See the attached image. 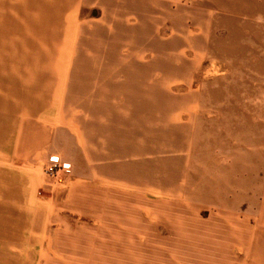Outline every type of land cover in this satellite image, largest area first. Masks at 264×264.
<instances>
[{"label":"rangeland","instance_id":"obj_1","mask_svg":"<svg viewBox=\"0 0 264 264\" xmlns=\"http://www.w3.org/2000/svg\"><path fill=\"white\" fill-rule=\"evenodd\" d=\"M0 2H16L10 51L30 54L33 67L52 65L39 57L46 45L67 52L74 41L78 53L64 76L68 100L58 93L41 113L50 135L14 180L22 210L38 213L15 264H264V0ZM40 78L28 79L34 93ZM109 83L143 89L142 137L160 140L129 158L136 186L121 181L117 143L88 139L101 126L89 94ZM17 147L1 145L0 160L14 161ZM87 153L114 185L90 173Z\"/></svg>","mask_w":264,"mask_h":264},{"label":"crops","instance_id":"obj_2","mask_svg":"<svg viewBox=\"0 0 264 264\" xmlns=\"http://www.w3.org/2000/svg\"><path fill=\"white\" fill-rule=\"evenodd\" d=\"M15 10L16 2H9L8 4L0 2V12H7L9 15V18L5 21L0 18V146H5L11 140L18 143L14 161L9 159L0 160V202L1 198H6L7 202L12 203L11 205L7 203L0 204V264L17 263L18 257L23 253L21 250L23 238H26L27 232L32 233L38 228V213L28 217L27 215L30 212L22 210V199L17 187L13 186L14 180L17 176L27 172L25 165L20 164L22 163L21 161L27 158L30 151L37 149L47 141L50 134L45 128V123L42 122L41 113L45 108L54 105V101L58 99V93H61V97H59L61 100H68L69 90L68 84H66L68 81L66 82L64 76L74 75L77 69L76 58L78 57L74 41V47L67 52L50 49L48 45L43 46L39 57H42V59L51 58V66H48L49 61L46 62V65L41 61L37 65L39 67H33L32 59L29 60L30 54L27 53L26 55L10 51L15 39V31L12 29L14 20H11V15L15 13ZM118 15L120 16L119 13ZM53 46L54 48L59 47L58 40L53 43ZM69 64H72V66L69 67ZM114 73L116 72H114L113 68H109L104 74ZM33 74L41 76L40 80L36 82L38 91L35 93L32 92L34 83L28 80ZM48 76H52V78ZM59 80L62 81L60 88L58 87ZM142 91L143 89L138 88H119L109 83L105 85L99 84L98 88L89 94V106L91 108L96 107L95 113H93V110L90 111V117L93 119L94 114L96 117L98 116L101 119V126L96 127V129L91 126L88 139L97 148L102 147L105 150H107L108 144L112 148L115 147L114 144H118L116 146H118L119 154L123 156L121 157L122 162L124 160L126 162L123 164V175H121V181L124 186H136L139 183V181L136 182L138 180L137 177L129 175L130 171L134 170V165H131V168L129 166V158L140 156L145 152L146 148L152 150L154 145L160 144V140L159 143L155 141L149 142L151 138L145 141V137H142L145 133V120L142 109L143 97L138 93ZM71 93L73 96V88ZM38 97L40 101L37 100ZM76 97L81 100V95H76ZM115 99L126 101V103L128 101L129 104L127 107L119 109L112 103ZM16 101L18 102L17 105H15ZM78 104H81V101ZM109 104H111V107L107 106ZM113 106L114 110L119 111L123 117L118 118L117 116L113 118ZM27 116L37 117L39 121L37 119H32L34 120L32 121ZM34 124L37 125V128L34 127ZM34 129L38 131L34 132ZM159 129L166 134L165 136H169L165 137V139L172 138L173 133L171 134L167 131L173 132V130H163L161 126ZM16 131H18V134ZM148 132L152 133L151 130ZM177 133L178 131L175 132V139ZM141 137L142 139L139 141ZM101 142H104V145ZM99 143L101 145H98ZM181 147L185 146L181 145ZM112 153L108 154L111 156ZM105 154L107 160L111 159V157L107 158L106 152ZM97 155V153H87L91 169L90 173H93L95 178H99L101 180L100 183L114 185L113 183H108L107 176L98 174L97 168L93 167ZM55 161H60V159H51V163ZM114 178L116 179V177ZM143 181L144 179L141 178L140 183ZM146 181L150 183V178L148 177ZM34 204L31 199L27 204V209H33L32 206ZM9 228L13 230L10 231Z\"/></svg>","mask_w":264,"mask_h":264},{"label":"built area","instance_id":"obj_3","mask_svg":"<svg viewBox=\"0 0 264 264\" xmlns=\"http://www.w3.org/2000/svg\"><path fill=\"white\" fill-rule=\"evenodd\" d=\"M59 161H55L52 165V168H50L52 171L54 170L53 168H56L58 166Z\"/></svg>","mask_w":264,"mask_h":264}]
</instances>
